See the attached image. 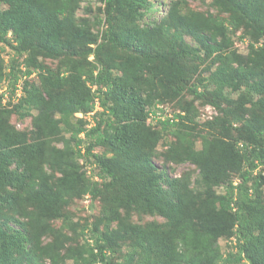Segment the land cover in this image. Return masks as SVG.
Here are the masks:
<instances>
[{
    "label": "trees",
    "instance_id": "1",
    "mask_svg": "<svg viewBox=\"0 0 264 264\" xmlns=\"http://www.w3.org/2000/svg\"><path fill=\"white\" fill-rule=\"evenodd\" d=\"M97 1L104 20L93 23H105L99 42L87 20L74 17L81 0H0V87H6L0 92V264H36L40 257L50 264H264V0H212L219 16L176 0L155 22H144L153 0ZM238 30L254 41L246 54L234 52ZM185 37L198 47L186 46ZM198 55L203 73L190 64ZM47 61L61 66L53 71ZM186 92L219 112L200 127L220 138L204 140L199 150L180 130L194 123V113L161 120L154 108ZM95 99L101 111L85 128V118L74 115L92 113ZM12 116L31 118L30 132L17 130ZM149 118L177 140L166 159L199 169L192 189L186 176L171 179L156 170L161 134L149 129ZM58 141L62 149L54 147ZM97 148L112 158L94 153ZM81 158L101 182L86 175ZM44 165L58 173L53 182ZM223 184L225 193L217 195L214 188ZM87 195L103 201V228L118 220V210L163 222H124L121 231L101 236L91 231V244L60 255L57 229L47 222L62 219L72 227L67 208ZM4 210L25 214L27 224L10 230ZM44 234L54 241L39 246ZM126 239L129 250L114 262L110 253ZM222 239L231 251H221Z\"/></svg>",
    "mask_w": 264,
    "mask_h": 264
},
{
    "label": "rangeland",
    "instance_id": "2",
    "mask_svg": "<svg viewBox=\"0 0 264 264\" xmlns=\"http://www.w3.org/2000/svg\"><path fill=\"white\" fill-rule=\"evenodd\" d=\"M176 0H153V7L152 10L149 12L148 15L145 16L144 22L147 21H159L162 19L168 12V9L170 8L171 3L175 2ZM189 8L194 11L202 12V13H211L214 15H220L217 10L215 9V6L213 5L212 0H189L188 1ZM99 7H103V5L98 2L97 0H81L79 3V6L75 12V19L78 22H81L82 20H87L86 23V28L89 30V32L92 35L97 36V41H100V34L102 31L105 29V23H101L99 25L94 24L93 22L98 18H100L102 21L104 20V16L102 13H98L97 11L99 10ZM142 22V23H144ZM233 45L235 47V53L236 54H246L247 53V46L249 43H254L252 41L251 37L243 36L242 32L240 30L235 31L233 35ZM260 42V41H259ZM3 45V44H2ZM185 45L190 47V48H196L198 47L197 44L191 40L188 39V37H185ZM4 46V45H3ZM1 49V45H0ZM7 51L3 53V57L5 62L8 61V58L10 57L9 54L11 51L9 49H6ZM136 54L137 52L132 50L129 52V54ZM89 61L94 62V57L92 55L89 56L88 58ZM113 61V60H111ZM58 62H52V61H47L48 67H50L51 70L55 71L58 69L59 64ZM190 64H192L194 67H197L198 72H204L203 66L204 61L202 59V55H198L195 57H192L190 59ZM123 73L121 71H112V75L115 76H121ZM192 83V81L190 80ZM189 83V84H191ZM1 89V88H0ZM21 91V90H20ZM90 91L92 94L96 93V88L95 87H90ZM227 91V90H226ZM229 91V90H228ZM19 95V93H17ZM21 96V94L19 95ZM236 96V95H235ZM234 96V97H235ZM16 98H18L16 96ZM156 99V98H155ZM154 101H157L156 100ZM152 102V103H153ZM98 100L95 99V108L93 113H88L86 116L83 117L82 113H76L74 115V118H85L84 120L88 125H86L85 128H90L94 122L93 118L94 116L97 117V114L101 111V107H99ZM154 104V103H153ZM225 106V104L223 103ZM154 108H159L160 113L158 115L161 117L160 119L163 120L164 116L166 117H171L174 116V114L180 113L182 116L189 112V114H195L193 115V124H188L187 128H180L181 134L183 135L184 139H188L190 143L193 145L194 144V149L199 150L203 147L204 145V140H209L210 138H220V135L213 132L212 130H208L203 128L201 130L202 124L204 122H207L211 120L214 117L219 116V112L212 108L211 106L204 105L201 100L195 99L193 96H191L189 93H184L181 98L178 101H169V102H161L160 104H156ZM34 114V113H33ZM244 116L243 118L245 120L249 119L248 115H242ZM10 122L12 125L17 129V130H25L26 132H30L32 129V119L31 118H26L23 121L18 120L15 116H12L10 119ZM146 124L149 127L151 131H160L161 138L159 141V144L157 147H155L154 154L152 157V162L159 172L162 171L165 173L169 178L171 179H179L183 176H186L188 179V186L190 189L193 188V183L194 179L197 176L199 169L189 163H181V164H175L173 162H170L166 159L165 154L166 150L169 147V145L176 143V138L171 136L169 133H166L165 131H162L160 129V126L155 123V121H151V119L146 120ZM29 134V133H28ZM63 137L68 140L69 138V133H64ZM54 147L62 149L63 148V141H58L54 142ZM71 147H74L73 144L70 145ZM75 148V147H74ZM82 146H81V151H82ZM94 153L99 154V155H106L108 158H112V153L109 150H104L101 148L95 149ZM79 164L83 165L84 170L86 171V175L90 176V179L93 181L95 178L94 176L89 174V169L91 164L90 163H85V161L81 158L79 159ZM42 170L44 173L48 176L50 182H53L56 177H58V173L54 170L53 167H50L48 165H44L42 167ZM235 175H230V178H233ZM238 183V181H237ZM236 184V180L233 182V185ZM101 185V184H99ZM164 188L167 187V185H162ZM225 185H221L219 187L216 186L214 188V191L217 195H223L225 193L224 189ZM101 189V188H99ZM17 194V192H16ZM20 194V193H19ZM261 198L264 199V192H262ZM103 201L100 196L93 197L91 195L89 196H82L80 198H76L70 202L69 207L67 208V212L69 214H72V222L73 225L72 227H69L65 222L62 221V219H56L52 220L50 219L47 224L51 226L54 230L57 229V237L59 242L62 243V248L60 252H58L60 255L65 252V250L72 249L75 247H81L87 242L91 244L90 239V234L91 231L92 233H95L99 236L103 234V232H108L110 233L112 230H122L123 228V223L124 222H131L132 224H140L144 225L148 222L151 221H157L159 223L163 222L162 218L158 216H153V215H141V214H136L134 212H131L130 217H126V214L123 210H118L117 217L118 220L112 221L110 223V227H105L103 228ZM5 213L7 214L6 216L9 218V222L7 225V228L11 230L13 229H22L23 228V223L27 224L28 218L24 214L23 218L18 217L15 213H11L10 210H4ZM27 213V212H26ZM101 219V222L99 221ZM19 220L20 224L17 223L15 224L14 222ZM101 223L99 226L96 224ZM80 227H85L86 230H84L83 234L80 232ZM75 229V230H74ZM28 236V235H27ZM54 241V236L53 234H44L41 237L40 245L39 246H45L48 244H52ZM220 248L221 251L224 253L226 251H231V250H226L227 246H230L231 244L229 241L226 240H220ZM232 243V242H230ZM129 242L128 240H123V241H117L114 248L113 252L110 253V255L113 257V261L116 262L115 260L120 261L121 256H123L128 250H129ZM27 260H24L23 264H27ZM36 264H50L49 260L47 258H39L35 262ZM244 264V263H243Z\"/></svg>",
    "mask_w": 264,
    "mask_h": 264
},
{
    "label": "clouds",
    "instance_id": "3",
    "mask_svg": "<svg viewBox=\"0 0 264 264\" xmlns=\"http://www.w3.org/2000/svg\"><path fill=\"white\" fill-rule=\"evenodd\" d=\"M1 88V87H0ZM6 87H5V85H4V87L3 88H1L0 89V92H3V90L5 89ZM21 92V91H20ZM16 93V92H15ZM21 94V93H20ZM20 96H18V98H19ZM18 98H16V99H18ZM3 100L5 101V99L3 98ZM158 109V108H157ZM93 113V112H92ZM158 113H160V112H157V115H158ZM165 117V116H164ZM84 135L83 134H81V138L83 137ZM90 173V172H89ZM94 175V180L93 181H95V182H101V179H99V177L96 175V174H93ZM87 196H89V195H87ZM97 264H101V263H97Z\"/></svg>",
    "mask_w": 264,
    "mask_h": 264
},
{
    "label": "built area",
    "instance_id": "4",
    "mask_svg": "<svg viewBox=\"0 0 264 264\" xmlns=\"http://www.w3.org/2000/svg\"><path fill=\"white\" fill-rule=\"evenodd\" d=\"M5 90V89H4ZM3 90V91H4ZM15 92H16V96L18 97L19 95H20V87H19V85H16V89H15ZM17 93H19V95H17ZM5 98H6V94H5Z\"/></svg>",
    "mask_w": 264,
    "mask_h": 264
}]
</instances>
